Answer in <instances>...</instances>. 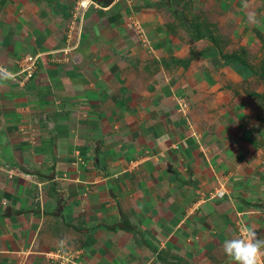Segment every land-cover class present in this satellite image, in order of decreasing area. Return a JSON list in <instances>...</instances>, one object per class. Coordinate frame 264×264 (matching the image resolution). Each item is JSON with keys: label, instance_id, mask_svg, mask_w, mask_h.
<instances>
[{"label": "crops", "instance_id": "0c3cea01", "mask_svg": "<svg viewBox=\"0 0 264 264\" xmlns=\"http://www.w3.org/2000/svg\"><path fill=\"white\" fill-rule=\"evenodd\" d=\"M110 1L0 0V264H233L264 238V78L227 56L264 60V0Z\"/></svg>", "mask_w": 264, "mask_h": 264}, {"label": "built area", "instance_id": "2783aa9c", "mask_svg": "<svg viewBox=\"0 0 264 264\" xmlns=\"http://www.w3.org/2000/svg\"><path fill=\"white\" fill-rule=\"evenodd\" d=\"M81 6H82V3L80 7ZM82 7H85V6H82ZM135 26H136V29H138V31L140 32L138 23H136ZM71 35L72 33L70 32L68 34V40H70ZM72 50H73L72 48H65L62 51H59L58 53H56L55 55L67 56L72 52ZM56 58L59 61L63 60V59L61 60L59 57H56ZM39 59H40V55H31V54L24 55L18 62L19 71L16 74H10L9 77L14 81H18L23 86L25 83L33 79V77L35 76ZM179 104H180V112L186 115L189 111V104L183 98L179 99ZM224 195H225V191L223 189H219V190L214 191L213 193H210L209 198L210 199L222 198ZM244 229L242 228L240 230V234L247 232ZM78 256L74 255V253L70 251H62V250H57L49 254L50 259L56 262L57 264H77L76 261L79 259Z\"/></svg>", "mask_w": 264, "mask_h": 264}, {"label": "clouds", "instance_id": "9594fccd", "mask_svg": "<svg viewBox=\"0 0 264 264\" xmlns=\"http://www.w3.org/2000/svg\"><path fill=\"white\" fill-rule=\"evenodd\" d=\"M223 251L233 264H264V238L254 231L226 240Z\"/></svg>", "mask_w": 264, "mask_h": 264}, {"label": "rangeland", "instance_id": "374dc122", "mask_svg": "<svg viewBox=\"0 0 264 264\" xmlns=\"http://www.w3.org/2000/svg\"><path fill=\"white\" fill-rule=\"evenodd\" d=\"M84 1H86L85 3H89L90 1L88 0V2H87V0H84ZM187 28H189V27H187ZM145 33V32H144ZM144 33L142 32V31H140V33H138V34H141V36H144ZM243 57L246 59V61H248L249 62V64H253V67L255 68V69H259L258 67H261V66H263L264 67V64H262L263 63V60L261 59L262 57L261 56H259V57H256V58H253V55H243ZM26 84V83H25ZM24 84V85H25ZM180 98H183L187 103H189V101H188V99L186 98V97H184V96H180L179 97V99ZM188 115V114H187ZM245 230V229H244ZM239 235H241L240 234V231H239Z\"/></svg>", "mask_w": 264, "mask_h": 264}, {"label": "trees", "instance_id": "16d2710c", "mask_svg": "<svg viewBox=\"0 0 264 264\" xmlns=\"http://www.w3.org/2000/svg\"><path fill=\"white\" fill-rule=\"evenodd\" d=\"M227 58H230V59H237L239 61L240 64L242 65H245V66H249L250 68H252L255 72V74L257 73L256 69L254 67H252L251 65H249V63H247L246 59L243 57V55L239 56V55H228ZM264 64V60H263V63ZM261 69V73H260V77H263L264 78V67L261 66V67H258ZM256 98L258 99H261L263 98L260 94H255L254 95Z\"/></svg>", "mask_w": 264, "mask_h": 264}, {"label": "water", "instance_id": "95a60500", "mask_svg": "<svg viewBox=\"0 0 264 264\" xmlns=\"http://www.w3.org/2000/svg\"><path fill=\"white\" fill-rule=\"evenodd\" d=\"M89 1H91L93 3H98L103 8H106V7H108L111 4L110 0H101V1H99V0H89Z\"/></svg>", "mask_w": 264, "mask_h": 264}]
</instances>
